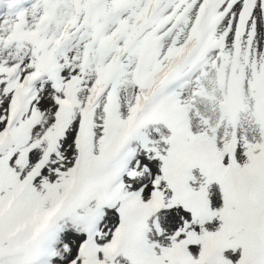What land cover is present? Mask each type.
<instances>
[{
  "label": "snow or ice",
  "instance_id": "6c2138e0",
  "mask_svg": "<svg viewBox=\"0 0 264 264\" xmlns=\"http://www.w3.org/2000/svg\"><path fill=\"white\" fill-rule=\"evenodd\" d=\"M0 264H264V0H0Z\"/></svg>",
  "mask_w": 264,
  "mask_h": 264
}]
</instances>
